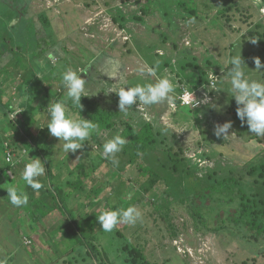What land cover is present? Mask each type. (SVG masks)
<instances>
[{"label":"rangeland","instance_id":"obj_1","mask_svg":"<svg viewBox=\"0 0 264 264\" xmlns=\"http://www.w3.org/2000/svg\"><path fill=\"white\" fill-rule=\"evenodd\" d=\"M5 1L12 0H0V14L9 17V7ZM233 1L196 0L199 12L197 17L177 5L163 9L157 0H17L15 3L23 16L30 19H27L28 22L26 18L23 20L30 30H34L36 25L44 36L51 37L54 45L50 53L55 58V62L51 61L52 63L61 66L66 64V67L73 70L87 71L81 75L88 81L86 90L90 96L82 97V104L86 100H91L101 109L119 110V96L117 92H108L109 90H119L125 85L155 82L163 75L174 77L176 91L171 101L143 106V111L137 110L139 107L137 102L128 110V115L135 123H140L143 119L150 120L162 134L159 140H165L166 144L161 146H174L175 149L181 150L186 160L180 164L178 170L168 165L163 169L158 167L161 180L159 179L147 192L141 189V185L149 180L148 174L139 170L137 163L124 172L113 169V173L109 174L110 170L103 168L95 175L100 176L103 185L109 180L113 183V189L121 188L122 198L132 201V205L142 211V222L134 226L122 223L119 228L124 230V237L129 242L144 249L152 264H241L244 256L250 257L248 264H264V239L253 240L256 245L253 247L255 252L252 253L248 249L250 247L242 248L238 243L232 242V238L224 232L218 233L212 229L213 226L210 225L212 222L206 223L207 226L210 225L207 228L197 221L188 208V202L185 201L193 192H200L209 185L210 174L216 179L231 175L236 179L240 177L249 179L247 170L250 163L257 162L264 154V138L259 137L258 140L257 136L245 128L241 120L235 119L228 112L230 100L234 97L231 96L230 77L227 75L230 67L228 60L231 56L253 51L251 56L243 57L248 66H245L246 74L251 79L264 81V73L256 70L255 66L256 57L264 64V45L258 42L260 39L264 41L262 12L264 2L239 0L241 8L250 15L248 19L242 17L241 11L237 12L236 8H232L231 13L234 15L232 26L225 22L217 23L218 12H222L223 8ZM17 17H14L10 24L18 25ZM259 22L262 27L257 28L255 24ZM238 26H242L243 29L239 30ZM24 34L26 36V33ZM252 38H256L257 43L253 44ZM156 61L160 62L156 76H141L136 71L138 66H152ZM190 61L195 66L189 65ZM7 62L8 58L0 60V66ZM204 71L209 81L196 83ZM260 71L264 72V68ZM107 74L115 75L117 78H110ZM213 76L218 78L215 86L223 89H212L216 92H213L210 98L212 101L201 104L198 106L200 108L185 109L178 99L182 88H194L197 94L201 93L204 100L203 93L211 90ZM19 79H22L21 75ZM220 81H223V84ZM11 82L14 88L18 81ZM56 82L53 86H56ZM197 84L199 85L196 86ZM64 90L66 98V89ZM20 99L18 95L15 98V106L19 110ZM123 115L124 113L120 112L115 119L119 120ZM49 120L46 113L42 114L40 125L33 127L34 133L38 134L43 130ZM228 121H232L230 136L226 140L223 137L218 138L214 134L215 126ZM166 127L168 130L164 131ZM122 128V125L118 124L114 129L104 131L100 144L92 147L93 154L102 153L103 143L115 134H120ZM9 132L8 134L12 133ZM50 138L56 139L57 148L63 149L58 138L54 136ZM31 150L29 154L33 156L35 149L33 148V152ZM56 151L57 160L63 161L66 153ZM155 153L161 159L165 158L161 150H156ZM3 155L0 148V169L4 166ZM190 156H194L199 163H193L189 159ZM22 158L32 160L28 158V154L22 153L19 157L15 156V164ZM71 162L75 164L77 161ZM85 162L89 164L87 160ZM15 164L11 169L19 174L17 170L19 165ZM17 176V181L14 182H20V177ZM2 179L3 176L0 174V228L5 229L6 223L7 230L4 232L0 230V258H5L6 264L12 260L10 264H20L21 259L22 264H27L29 262L25 260L27 258L31 260L28 256L31 253L47 262L57 259L58 256L65 257L74 235L65 232V223H60L62 218L60 213L49 215V227L43 221L44 224L39 227L40 235H36L27 225L18 231L17 216H22L20 210L23 209L10 203L6 189L3 190L5 186ZM97 179L99 180V177ZM21 183L24 185L23 180ZM109 187L99 198L93 194L87 197L83 192L76 193L68 203L67 216L70 214L73 220L79 221V217L86 218V215L96 207L101 208L102 212L109 210L106 202L108 193L111 192ZM139 190L142 195H138ZM133 197L136 200H132ZM121 203L125 204L124 201ZM95 204L98 206L94 207ZM71 206L76 210L72 211ZM64 220L66 222L67 219ZM9 222L14 228L9 226ZM78 224L81 231L89 234L88 224H85L86 227ZM63 234L65 237H62ZM27 235L34 238V243L29 241L28 244H32L23 245L22 248L20 245ZM90 235H93L92 239L109 252L112 264H130L125 253L119 250L124 240L118 238L114 230L106 233L96 223V229ZM43 236L54 238L45 244L46 250L39 243L40 237ZM49 247L50 251H47ZM82 252H86V249ZM57 264H88V261L79 263L60 261Z\"/></svg>","mask_w":264,"mask_h":264},{"label":"trees","instance_id":"obj_2","mask_svg":"<svg viewBox=\"0 0 264 264\" xmlns=\"http://www.w3.org/2000/svg\"><path fill=\"white\" fill-rule=\"evenodd\" d=\"M157 1L163 9H170L172 5H177L178 7L187 9L195 17L199 15L196 0ZM5 2L8 4V13L10 16L0 14V60L8 58V62L0 66V148L5 155V158L2 159L4 166L0 169V174L3 176L2 182L5 189L10 185H16L28 193L29 203L26 206L19 207L23 211L20 210L22 216L18 215L17 217L21 219L22 224H29V227L31 225V229L35 231L34 233L36 235H40L41 233V230L40 232L36 231L39 223L43 221L50 223L49 215L55 211H58L62 216L60 223H65V232L67 234L71 232L74 235V239L72 241L69 240L71 241V244H69L71 247L65 253V257L58 256L57 259L47 262L39 256L37 258L36 254L32 255L31 253L29 255L27 253L31 260L29 261L27 258L25 262H29L27 264H57L60 261H64L65 263H79L80 261L85 262L87 260L88 264H112L109 259V252L100 243H96L92 239L94 238L93 235H90L96 229V223L101 226L97 216L102 213V209L96 207L98 204H95L94 207L96 208L90 214L88 213L86 218L82 219L79 217V221H77L73 220L70 214H68L69 216L66 214L69 201L78 192L85 193L87 197L93 194L95 195L94 197L99 198L103 196L105 189L110 186L109 189L111 192L108 193L106 198L109 209L117 207L127 208L132 205V201H127V199L122 198L123 192L121 188L115 190L112 188L113 183L111 181L107 180L103 185L100 176H97L99 180L97 179L95 175L99 174L101 169L107 168L110 170L109 174H112L113 169L124 172L133 164L137 163L138 169L148 174L149 180L147 183L145 181L141 185V189L143 188L147 192L152 189L153 185L159 179L161 180L162 176L158 173V167L163 169L165 165H168L170 168L178 170V167H180V164L186 158L182 155L181 150L175 149L174 146H161L162 144H166L164 143L165 140H159L162 134L156 130L150 120L143 119L140 123H135L128 114H124L119 120H116L115 117L120 115L119 110L111 111L101 109L93 101L86 100L82 104V111L72 107L70 103L68 104L69 110L78 119H92L98 123L101 134L99 136L94 134L89 141L85 142L84 147L78 149L75 153H66L63 161L60 162L57 160V157H55L56 150L62 152L63 149L61 147L57 148L56 139L50 138L52 135L46 126L49 121H47L43 130H40L38 134L34 133L33 127L40 125L39 120L42 114L46 113V117L50 118L46 110L50 103L65 100V90L62 84L61 74L68 67H66V64L61 66L52 63L48 59L54 42L48 35L44 36L43 32L36 25H34V30H30L27 23H23L25 18L27 22L30 19L24 17L21 11L18 10L15 4L17 0ZM232 8H236L235 10L237 12L241 11L242 17L245 19H248L250 16L241 8L239 0H234L227 7L223 8L222 12H218L219 17H216L217 23L225 22L232 26L234 22V15L231 13ZM16 16H18V25L10 24ZM45 23L48 24V22ZM255 26L260 28L262 24L259 22ZM238 29L242 30L243 28L242 26H238ZM24 33H26V36ZM258 42L264 45L262 39ZM253 53L251 51L242 56L245 58L251 56ZM188 64L195 66L192 61ZM182 69L184 70V68ZM20 75L22 79L18 80ZM206 75V71L202 72L201 78H199L200 82L198 80L196 83L200 84L203 81H209ZM11 80L18 81L14 88ZM54 82H56V86H53ZM189 89L195 90L194 88ZM213 92L215 91L212 89L209 90L211 96H213ZM17 95L21 98L19 107L22 111L10 119L9 114L18 109L15 106V98ZM237 107L235 98H232L228 112L235 119H239L237 116ZM184 108L190 110L186 106ZM118 124H121L123 127L120 135L127 138L128 143L117 154L119 165L114 166L111 160L103 158L101 153L94 155L92 147L100 144L104 131L112 130ZM244 126L248 129L246 123H244ZM10 130L12 133H10ZM257 138L259 140V137ZM6 144L13 149L18 157L19 154L21 156L22 153H26L28 154V158L30 157V160L41 159V162L45 163V175L40 178L45 186L38 193L34 192L25 183L24 185L21 183L24 166L30 161L22 158L15 164V160L14 164L19 165L17 167L19 174H17L15 170L11 169L14 164L6 160ZM33 148L35 149V154L31 156L29 152L30 149L33 152ZM156 150H161L165 154V158L161 159L155 153ZM76 156L79 158L77 159ZM84 158L89 164L85 162ZM72 160L77 162L72 164ZM10 170L13 173V177L9 174ZM247 173L250 177L249 179L243 177L236 179L232 175L216 179L213 174H210L211 179L209 180V185L204 187L200 192H193L192 196L188 197L185 201L188 202V208L191 210L193 217H196L197 221L207 228L210 225L213 226L212 229L218 231V233L224 232L232 238V242L238 243V245H241L245 249L250 247L248 249L254 253L253 247L256 244L253 240L264 239V154L258 158L257 162L250 163ZM16 176L20 177V182H14L17 181ZM86 189H89L88 191L90 193ZM5 192H7V189ZM138 195H142L141 190H139ZM132 200L136 199L133 197ZM122 201L125 204H122ZM71 208L73 209L72 211L76 210L72 206ZM64 219H67L66 222ZM209 222L212 223L207 226L206 223ZM78 223L84 226L88 224L87 229L89 234L81 231ZM22 224L19 226V231L24 227ZM114 231L118 238L124 240L119 246V250L125 253L126 260L130 264H152L148 260L142 247L134 245L124 237V230L118 228ZM62 237H65L64 234ZM26 238L28 239V236ZM40 238L39 243L45 250L47 249L45 244H47L48 240L52 241L54 239L45 238V236ZM30 240L34 243L33 237ZM31 244L23 243L20 246L23 248ZM63 245L61 244V246ZM52 246L51 244L50 247L52 248ZM50 247L47 251H50ZM56 249L58 248L56 247ZM84 249H86V252H82ZM68 255L71 257H66ZM249 259L250 257L244 256L242 263H240L248 264ZM21 260L20 264H22ZM12 261L8 262V264Z\"/></svg>","mask_w":264,"mask_h":264},{"label":"clouds","instance_id":"obj_3","mask_svg":"<svg viewBox=\"0 0 264 264\" xmlns=\"http://www.w3.org/2000/svg\"><path fill=\"white\" fill-rule=\"evenodd\" d=\"M251 42L255 44L257 43V39L252 38ZM48 59L55 62V58L51 53H49ZM228 64L230 67L227 75L230 77L231 96L235 98L238 105L237 116L242 124H247L249 132L257 137L264 138V81L251 79L246 74L245 66L247 64L244 62L241 52L231 56ZM255 66L256 70L264 73L260 71L261 68H264V64L261 63L259 57L255 58ZM159 68L160 62L156 61L152 66L140 65L136 71L141 76L154 77ZM86 72L85 70H73L72 68L63 71L61 74L62 84L66 89V98L56 103H50L46 109L50 115V120L46 126L50 134L58 138L60 143L62 142L63 151L68 154L82 149L85 142L89 141L94 134L97 136L101 134L98 123L92 119L76 118L68 107L70 101L72 107L82 111V97L90 96L86 90V83L88 81L81 75V73ZM109 77L117 78L115 75ZM220 83L223 84V81H220ZM210 86L211 89H223L222 87L217 88L215 82L210 84ZM111 91L117 92L119 96V112L127 115L128 110L133 108V105L137 104V102L139 104L137 110L143 111V106L171 101L176 91V85L174 83V77L163 75L156 79L155 82H145L134 86L125 85L119 88V90H109L108 92ZM183 99L186 101L187 97ZM201 102L208 103V99L205 98L201 101L194 96L192 107L196 108ZM20 111L22 110L17 109L16 111H12L9 114V118L12 119ZM145 118L147 119V117ZM231 128L232 121L217 124L214 128V134L218 138L223 137L226 140L230 136L229 129ZM167 130L166 127L164 131ZM127 143V138L117 133L103 143L101 156L111 160L114 166H118L119 160L117 154L124 149ZM189 159L193 163H199L194 156H190ZM45 171V163H42L41 159H33L25 164L21 178L28 187L38 193L45 186L40 180L45 175ZM6 189L7 197L13 206L23 207L29 203V195L23 188L10 185ZM97 218L101 229L106 233H111L113 230L118 229L122 223L134 226L138 222H142L143 214L137 206L130 205L127 208L121 207L105 210ZM29 241L31 242L26 237L25 240L23 239L24 244ZM0 264H6V260L0 259Z\"/></svg>","mask_w":264,"mask_h":264},{"label":"built area","instance_id":"obj_4","mask_svg":"<svg viewBox=\"0 0 264 264\" xmlns=\"http://www.w3.org/2000/svg\"><path fill=\"white\" fill-rule=\"evenodd\" d=\"M262 12L264 13V8H262ZM217 80H218L217 76L211 77V83L212 84L215 81H217ZM203 95H205V98H209L208 101H212V100H210L211 95L209 94V92H207V93L204 92ZM194 96L198 100L203 101V99H202L203 96L201 95V93H198L197 94V92H195V90H191L188 87H183L181 94L178 96L179 97L178 99H179V102H180V104L182 106H186V107L193 108L192 107V103H193ZM184 97H187V100L186 101H185V99H183ZM201 104H203V102H201L198 106H200ZM6 145H7L6 160H7V162H10V163L14 164L15 163V156H16V154H15V152L13 151V149L8 144H6ZM9 174L10 175L13 174L11 170L9 171Z\"/></svg>","mask_w":264,"mask_h":264},{"label":"crops","instance_id":"obj_5","mask_svg":"<svg viewBox=\"0 0 264 264\" xmlns=\"http://www.w3.org/2000/svg\"><path fill=\"white\" fill-rule=\"evenodd\" d=\"M4 189H5V188H4ZM6 193H7V192H6ZM54 213H59V212H58V211H55V212L51 213L50 215H53ZM18 220H19V222H18V224H17V228H18L17 230L19 231V226H20L22 223H21V219L18 218ZM49 221H50V220H49ZM45 223H47V222H45ZM43 224H44L43 222H42V223H39V225L37 226L38 229L36 230L37 232H40L39 227L42 226ZM10 225L12 226V224L9 222V226H10ZM22 225L25 226V225H27V224H25V225L22 224ZM47 225H48V227H49V226H50V223H47ZM12 227L14 228V226H12ZM27 227H29V224L27 225ZM4 228H5V229H1V228H0V230H1L2 232H4V231L7 230V229H6V228H7V227H6V223L4 224ZM29 228H30V230L32 231V229H31V225H30ZM20 231H21V230H20ZM0 234H1V232H0ZM27 236H28V235H27ZM28 238H30V237H28ZM31 238H32V237H31ZM22 243H24V242L22 241Z\"/></svg>","mask_w":264,"mask_h":264}]
</instances>
